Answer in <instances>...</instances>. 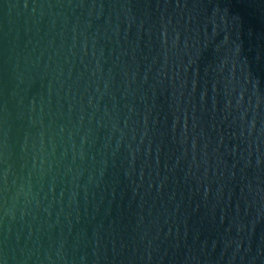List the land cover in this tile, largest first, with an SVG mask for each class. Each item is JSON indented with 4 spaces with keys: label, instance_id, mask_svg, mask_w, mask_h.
Wrapping results in <instances>:
<instances>
[{
    "label": "water",
    "instance_id": "95a60500",
    "mask_svg": "<svg viewBox=\"0 0 264 264\" xmlns=\"http://www.w3.org/2000/svg\"><path fill=\"white\" fill-rule=\"evenodd\" d=\"M0 264H264V0H0Z\"/></svg>",
    "mask_w": 264,
    "mask_h": 264
}]
</instances>
